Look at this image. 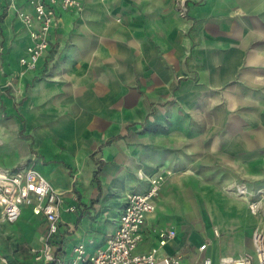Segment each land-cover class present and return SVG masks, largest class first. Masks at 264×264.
<instances>
[{
	"label": "crops",
	"instance_id": "crops-1",
	"mask_svg": "<svg viewBox=\"0 0 264 264\" xmlns=\"http://www.w3.org/2000/svg\"><path fill=\"white\" fill-rule=\"evenodd\" d=\"M11 1L0 0V168L32 167L63 193L56 255L103 247L126 194L145 191L158 172L137 252L212 264L254 255L261 219L248 203L264 185V0L56 4L33 69L19 61L30 38L16 15L32 6ZM24 208L35 214L22 205L20 215ZM35 215L19 232L0 209V264H42L31 249L46 222ZM166 228L175 235L159 244Z\"/></svg>",
	"mask_w": 264,
	"mask_h": 264
},
{
	"label": "built area",
	"instance_id": "built-area-1",
	"mask_svg": "<svg viewBox=\"0 0 264 264\" xmlns=\"http://www.w3.org/2000/svg\"><path fill=\"white\" fill-rule=\"evenodd\" d=\"M32 12L17 11V15L29 28L30 42L26 46V55L19 58L26 69H33L37 60L48 46L50 27L55 21L54 5L62 9L80 8L79 0H27ZM12 1L10 0V3ZM3 88L0 87V95ZM164 175L158 172L149 178L148 188L143 192H129L125 196L123 208L119 214L117 226L107 238L105 245L92 253H87L84 244L79 243L72 249V257L64 260L56 255L52 239L58 230L59 209L63 202V193L56 189L39 171L32 167L9 170L0 168V209L2 218L15 222L21 212V206H31L35 214H42L46 227L39 247L31 252L36 261L42 264H212L208 256H202L193 262H185L180 254L158 257L155 249L137 252L136 246L142 238L141 229L145 215L155 209V198L159 195ZM239 194L246 193L242 184L235 185ZM248 208L259 216L261 224L253 232L254 255L245 254L239 258L222 257L218 264H264V185L258 189L257 196L249 200ZM67 205L66 210H73ZM175 235L174 228L159 231V244ZM206 244L199 246L203 250ZM4 264H9L1 258Z\"/></svg>",
	"mask_w": 264,
	"mask_h": 264
},
{
	"label": "rangeland",
	"instance_id": "rangeland-1",
	"mask_svg": "<svg viewBox=\"0 0 264 264\" xmlns=\"http://www.w3.org/2000/svg\"><path fill=\"white\" fill-rule=\"evenodd\" d=\"M17 11H19V10H17ZM16 15H17V12H16ZM38 217H39L38 215L33 214L29 209L24 208L22 210L20 217L13 223V225L10 227V229H13V230L19 231V232H23L27 228H29L30 225ZM112 223H113V221H112ZM9 225H11V224H9ZM8 244L11 245L10 242H8Z\"/></svg>",
	"mask_w": 264,
	"mask_h": 264
},
{
	"label": "trees",
	"instance_id": "trees-1",
	"mask_svg": "<svg viewBox=\"0 0 264 264\" xmlns=\"http://www.w3.org/2000/svg\"><path fill=\"white\" fill-rule=\"evenodd\" d=\"M94 178H95V181L98 183V180L96 179V174H95Z\"/></svg>",
	"mask_w": 264,
	"mask_h": 264
}]
</instances>
